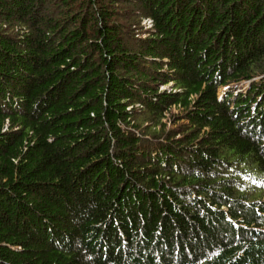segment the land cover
I'll return each mask as SVG.
<instances>
[{
	"label": "trees",
	"instance_id": "trees-1",
	"mask_svg": "<svg viewBox=\"0 0 264 264\" xmlns=\"http://www.w3.org/2000/svg\"><path fill=\"white\" fill-rule=\"evenodd\" d=\"M0 264H264V0H0Z\"/></svg>",
	"mask_w": 264,
	"mask_h": 264
},
{
	"label": "rangeland",
	"instance_id": "rangeland-1",
	"mask_svg": "<svg viewBox=\"0 0 264 264\" xmlns=\"http://www.w3.org/2000/svg\"><path fill=\"white\" fill-rule=\"evenodd\" d=\"M244 85H245V84H242L240 87H238V89H242ZM168 87H169V85L163 86V89H166V88H168Z\"/></svg>",
	"mask_w": 264,
	"mask_h": 264
},
{
	"label": "built area",
	"instance_id": "built-area-1",
	"mask_svg": "<svg viewBox=\"0 0 264 264\" xmlns=\"http://www.w3.org/2000/svg\"><path fill=\"white\" fill-rule=\"evenodd\" d=\"M145 23H146L147 25H150L151 21H150L149 19H147V20H145Z\"/></svg>",
	"mask_w": 264,
	"mask_h": 264
}]
</instances>
